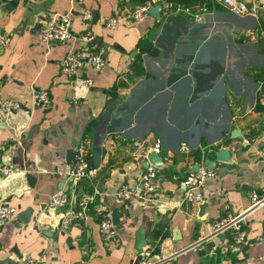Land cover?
Returning a JSON list of instances; mask_svg holds the SVG:
<instances>
[{
    "label": "crops",
    "instance_id": "0c3cea01",
    "mask_svg": "<svg viewBox=\"0 0 264 264\" xmlns=\"http://www.w3.org/2000/svg\"><path fill=\"white\" fill-rule=\"evenodd\" d=\"M142 1H0V32L11 35L0 46V100L21 103L9 114L0 107V140L6 142L0 161L18 167L0 175V200L17 210L0 227V259L16 264L32 255L45 264H131L134 254L149 247L153 264H264V204L240 220L242 242L234 228L213 233L215 220L249 209V191L264 185V107L258 99L264 0H244L257 5L250 15L232 14L221 0H209L169 9L162 3L159 17L104 23V16ZM84 8L93 11L88 24ZM54 11L70 15V36L47 47L39 32ZM194 13L204 18L197 21ZM86 31L94 34L92 42ZM144 37L158 54L143 49ZM100 46L105 65L95 69L86 62L78 71L92 79L90 86L61 72L69 49L92 52ZM136 60L145 73L134 72ZM34 89H47L50 103L36 105ZM156 137L163 166L148 201L139 195L140 177ZM80 140L98 168L90 179L96 200L64 225L65 209L48 200L63 186L56 167ZM223 146L230 161L215 158ZM206 158L216 161V174L187 201L182 179ZM124 185L127 199L119 195ZM69 205L78 208L77 196ZM105 206L117 208L119 216L118 234L107 241L98 228ZM140 228L144 243L138 247Z\"/></svg>",
    "mask_w": 264,
    "mask_h": 264
},
{
    "label": "built area",
    "instance_id": "2783aa9c",
    "mask_svg": "<svg viewBox=\"0 0 264 264\" xmlns=\"http://www.w3.org/2000/svg\"><path fill=\"white\" fill-rule=\"evenodd\" d=\"M1 1V0H0ZM156 3H165L166 8H170L169 1L166 0H144L134 5L129 10L124 12H115L113 14L103 17V21L107 26H114L119 24L123 19H131L136 21L143 20L149 14V8ZM226 10L236 15H250L257 11V5L253 3L245 2L244 0H221ZM81 17L87 24L93 17V11L90 8H84L81 12ZM193 17L197 21H201L204 18L202 13H194ZM70 23L71 18L68 13L50 12L43 20L39 37L42 42L48 47L57 42H64L70 36ZM88 42L94 40V34L90 31L84 33ZM11 40V35L7 31L0 32V46H5ZM89 63L93 68L100 69L106 63L105 49L99 47L92 52H85L83 49H69L60 60L61 72L69 78L76 77L77 82L82 85L90 86L92 79L88 76H82L78 74L80 68ZM34 103L38 106H46L50 103V94L47 89H34L32 93ZM259 102L264 107V82L259 86ZM21 103L18 100L12 98H4L0 100V107L5 114L20 108ZM6 142L0 140V154L5 147ZM161 139L156 137L154 143L150 146L152 151L160 152ZM18 167L16 165L6 164L0 161V175L8 174L15 171ZM162 167H158L152 163H149L145 167L141 174L140 180L143 190L139 195L145 200H152L153 194L156 189L158 175ZM98 168L91 163L88 158V151L86 142L80 140L76 142L72 147V158L70 162H64L58 165L55 169V174L63 180V186L60 190L52 194L48 200V204L55 208H64L65 212L62 218V223L66 225L71 218L78 217L81 214L87 212L89 206L96 200V190L90 185V179H92ZM216 171L213 167H209L207 164L199 165L195 171L187 173L182 183L185 186L184 196L187 201L192 200L193 189L197 186H201L208 179L214 177ZM85 188H87L85 190ZM119 195L123 199H127L130 196V190L127 186H123L119 190ZM77 196L78 208L70 207V201L72 197ZM249 209L231 213L227 212L213 223V233L223 232L234 228L235 239L242 242L245 239L246 231L241 227L240 220L248 212V210L264 204V185L252 188L249 191ZM16 207L5 201L0 200V227L16 212ZM98 228L100 236L103 240L115 239L118 234L116 224L112 219V209L109 206H105L98 215ZM151 248L147 247L134 254L131 264H153L147 260V257L151 255ZM260 258L264 260V252L260 255ZM16 264H45L39 258L26 255L20 258Z\"/></svg>",
    "mask_w": 264,
    "mask_h": 264
},
{
    "label": "water",
    "instance_id": "95a60500",
    "mask_svg": "<svg viewBox=\"0 0 264 264\" xmlns=\"http://www.w3.org/2000/svg\"><path fill=\"white\" fill-rule=\"evenodd\" d=\"M160 8H161V4L160 3H156V4H154L153 6H151L149 8V13L154 15L155 17H159ZM71 158H72V149H69L67 151L66 162H70ZM215 158L219 159V160L230 161L231 160V152H230L229 147H227V146L220 147L215 153ZM205 161H206V164L209 167H214L215 164H216V161L215 160H211L210 158H206ZM149 163H152V164H154V165H156L158 167H162L163 166V159H162L161 155L158 152L150 151L148 153V155H147V158H146L145 162H144V166H148ZM197 168H198V163L195 165L194 171ZM206 205H207V202H203L202 204L199 205V212H198L199 216L203 214ZM200 217H202V216H200ZM112 219H113V222L115 224L118 223L119 216H118V209L117 208H114L112 210ZM143 234H144V230H143V228H140L138 230V232H137V246L138 247H140L144 243ZM222 235H224L223 232L221 233V236ZM0 264H13V262L11 260H9V259L3 258V259H0Z\"/></svg>",
    "mask_w": 264,
    "mask_h": 264
},
{
    "label": "trees",
    "instance_id": "16d2710c",
    "mask_svg": "<svg viewBox=\"0 0 264 264\" xmlns=\"http://www.w3.org/2000/svg\"><path fill=\"white\" fill-rule=\"evenodd\" d=\"M144 1V0H143ZM171 2V7H176V5H180L183 7H189L195 3H203V4H209V0H166ZM140 44L143 46V49L147 52H149L152 55L158 54V48L155 47L150 39L147 37L140 39ZM132 67L135 73H145V70L142 68V66L139 63V60H136L132 63Z\"/></svg>",
    "mask_w": 264,
    "mask_h": 264
}]
</instances>
